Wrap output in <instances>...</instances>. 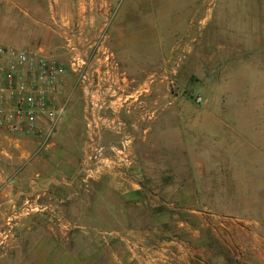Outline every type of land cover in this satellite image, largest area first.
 Instances as JSON below:
<instances>
[{"label": "crops", "instance_id": "1", "mask_svg": "<svg viewBox=\"0 0 264 264\" xmlns=\"http://www.w3.org/2000/svg\"><path fill=\"white\" fill-rule=\"evenodd\" d=\"M157 2L159 0H0V44L54 56L66 63L63 82L56 95L58 103L64 104V112L54 126L49 143L41 147L36 137L1 132L0 235L4 233L6 218L22 217L15 228L16 247L6 251L4 264H205L215 260L228 264V258L236 252L229 248L232 242L238 244L244 240L246 248L257 242L259 235L255 228L249 227L243 219L215 215L200 206L192 182L174 179L179 174L170 173L168 169L151 168L149 174L145 173L158 176L160 180L142 184L139 168L105 169L87 183L83 181L82 172L75 168L84 154L88 137L86 124L95 119L96 113L102 114L97 132L101 144L110 147L123 142L133 160L137 156L145 158L147 137L144 132L152 133L155 127L143 129L138 125L144 121L140 113L142 107L145 105L152 110L154 106L152 50H160L164 72L170 63V58L162 52L166 47L158 25L160 22L163 25L165 17L162 14L161 18L160 14L158 18L159 11L165 13L168 21L182 24L180 16L174 15L175 2L173 10ZM125 14L129 15L128 19L122 18ZM108 17L111 18L109 33L103 43L108 38L119 64L118 97L109 92L106 80L98 83L99 90H93L90 84L85 92L79 87L76 74L67 66L74 45L81 44L86 54H93L94 43L81 42L80 35L103 27ZM179 45V42L176 46L171 43L168 48ZM258 71L262 73L261 69ZM261 77L259 90L264 92V77ZM241 78L248 80L247 75L242 74ZM139 96L144 97L145 104ZM169 109L168 103L160 107V124ZM244 109L241 111L245 112ZM261 110L264 112V107ZM77 114L81 122V143L78 152L69 153L60 147L63 143L60 135L76 120ZM167 131L161 135L166 136ZM138 137L142 140L138 141ZM34 147L44 152L37 156ZM106 193H113L119 200V204L111 206L113 221L110 223L94 214L98 208L95 198H102L105 203ZM25 196L36 206V211L21 210ZM143 205L146 208L142 213L146 218L141 222L135 214L131 216V209ZM127 210L128 216L120 221L119 215L126 214ZM104 224L118 226L110 228ZM213 241L224 248L210 247ZM153 244L155 250H151Z\"/></svg>", "mask_w": 264, "mask_h": 264}, {"label": "rangeland", "instance_id": "2", "mask_svg": "<svg viewBox=\"0 0 264 264\" xmlns=\"http://www.w3.org/2000/svg\"><path fill=\"white\" fill-rule=\"evenodd\" d=\"M165 1L159 0L160 5L166 4L171 10L175 2L174 15L180 16L182 24L168 21L165 13L159 11L158 18L160 14L161 18L162 14L165 17L163 25L161 22L158 25L166 47L162 52L170 58V63L164 72L160 50H152L154 113L144 105L140 112L144 121L138 125L143 129L155 128L152 133L144 132L147 137L145 158L137 156L129 167L122 169L139 168L142 184L160 180L158 176L146 174L151 168L168 169L170 173L179 174L174 179L191 181L200 206L215 215L243 219L258 231L257 242L250 243L247 248L244 240L238 244L232 242L229 248L236 251L235 256L228 258L226 263L264 264V112L261 110L264 92L259 90L261 76L264 77V0ZM122 18L128 19L129 15ZM110 20L108 17L107 24L86 36L81 34L84 40L81 42L94 43V52L96 42L103 43L104 36L108 35ZM177 42L178 48H168V44L176 46ZM77 47L82 48L81 44ZM103 47L114 57L108 38ZM242 74L247 75L248 80L242 81ZM164 76L168 77V83ZM139 100L145 101L143 96H139ZM167 103L170 109L160 124V107ZM243 108L245 112L241 111ZM75 118L60 135L63 141L60 147L69 153L78 152L81 143L78 114ZM166 130L167 135H161ZM0 136H3L1 132ZM137 140L142 139L138 137ZM43 152L38 150L35 155ZM81 160L76 162V170ZM103 198L105 203L102 198H95L98 208L94 214L110 223L113 221L111 206L119 200L113 193H106ZM145 208L143 205L131 209V216L135 214L137 220L145 221L146 214L142 213ZM124 216H128V210L119 215V220ZM20 218L13 219L11 232L6 237L4 233L0 235V264H4L6 251L16 247L15 228ZM210 247L224 248L217 241ZM219 263L215 260L205 264Z\"/></svg>", "mask_w": 264, "mask_h": 264}, {"label": "built area", "instance_id": "3", "mask_svg": "<svg viewBox=\"0 0 264 264\" xmlns=\"http://www.w3.org/2000/svg\"><path fill=\"white\" fill-rule=\"evenodd\" d=\"M101 44L96 42L90 56L74 45L73 56L67 66L76 74L77 83L85 92H88L90 84L93 90H99L98 83L106 80L109 92L116 93L118 97L121 72L112 53L104 50L103 46L99 48ZM65 72L66 64L54 56L0 44V132L36 137L40 145H47L64 112V104L58 103L56 95ZM94 118L86 124L88 137L79 167L86 183L105 169L129 167L134 158L128 154L127 145L123 142L110 147L101 144L97 132L102 114L96 113ZM21 210L28 213L36 211L28 196L23 198ZM12 221L11 218L5 219L4 237L11 232ZM155 249L153 244L151 250Z\"/></svg>", "mask_w": 264, "mask_h": 264}]
</instances>
